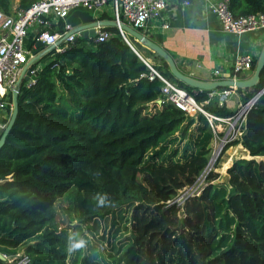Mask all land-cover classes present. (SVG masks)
I'll return each instance as SVG.
<instances>
[{
    "label": "trees",
    "instance_id": "trees-1",
    "mask_svg": "<svg viewBox=\"0 0 264 264\" xmlns=\"http://www.w3.org/2000/svg\"><path fill=\"white\" fill-rule=\"evenodd\" d=\"M38 1L0 0V11L14 15ZM230 10L236 18L264 15V0H230ZM101 19L112 21L111 12ZM107 30L113 34L107 42L83 36L64 52L47 53L32 66L35 84L21 86L19 115L0 151V254L24 252L28 264H68V233L60 230L56 208L68 198L84 225L111 217L116 226L117 212L132 208L129 243L113 264H264V94L247 116L242 140L223 151L241 144L252 158L228 169L227 197L219 202L209 184L180 207L173 202L178 191L193 186L208 166L209 123L166 100L163 83L151 79L144 62L154 57L150 50ZM149 64L208 112L235 115L227 105L205 104L212 92L179 82L164 61ZM262 90L264 69L256 87L237 94L245 104ZM194 126L196 136L171 154L175 135L187 139ZM217 177L210 174L208 182ZM97 192L111 205L97 209ZM223 209L229 217L221 224Z\"/></svg>",
    "mask_w": 264,
    "mask_h": 264
},
{
    "label": "built area",
    "instance_id": "built-area-1",
    "mask_svg": "<svg viewBox=\"0 0 264 264\" xmlns=\"http://www.w3.org/2000/svg\"><path fill=\"white\" fill-rule=\"evenodd\" d=\"M204 2L207 12L217 18L225 33L242 35L246 32H264L263 14L236 18L230 10V0H204ZM183 5L189 7L188 2H184ZM166 8L167 0H40L30 9L19 11L14 16H8L0 11V138L12 114L13 90L17 89L19 81L27 76L28 71L31 72V77L26 82L27 86L31 87L35 84L36 70L30 67L25 72V68L35 57L37 43L41 42L44 50L55 47V50L60 53L83 37L84 31L69 35L73 28L67 24V19L74 11L81 10L92 16L93 22L98 23L93 28L96 32L94 40L97 43H103L113 38V34L107 30V27L99 25L102 21H109L101 19L106 11L111 12L112 21L118 24L117 29L121 36L129 42L128 35L120 27L121 24L128 25L145 35L150 20L161 19ZM169 28L167 24L161 26V29ZM254 61L255 58L251 54L237 55L231 77L227 80L233 82L244 80L246 77L244 75L252 73ZM144 62L152 72L151 79L158 78L163 83L162 94L168 102L190 118L196 119L199 114L204 116L215 134H225L220 145L221 151L225 145L242 140L247 116L256 104L257 96L245 104L240 103V108L233 117L221 118L205 110L203 104H198L193 95L167 80L148 62ZM214 74L216 77L221 76L220 71H215ZM220 80L224 79L219 78L216 81ZM238 90L234 87L214 91L210 93L209 101L205 104L216 101L222 108L238 95ZM192 196L195 195H188L174 203L182 207ZM6 259L10 264H28L30 261L24 252H20L15 258Z\"/></svg>",
    "mask_w": 264,
    "mask_h": 264
},
{
    "label": "crops",
    "instance_id": "crops-1",
    "mask_svg": "<svg viewBox=\"0 0 264 264\" xmlns=\"http://www.w3.org/2000/svg\"><path fill=\"white\" fill-rule=\"evenodd\" d=\"M165 24L170 28L161 29ZM145 35L162 46L183 73L202 81L229 79L237 55L251 54L256 59L264 46V32L225 33L217 18L207 12L204 0H167L161 19L150 20ZM215 71L221 76L216 77ZM244 76L249 78V74ZM238 103L236 95L227 107L235 110Z\"/></svg>",
    "mask_w": 264,
    "mask_h": 264
},
{
    "label": "rangeland",
    "instance_id": "rangeland-1",
    "mask_svg": "<svg viewBox=\"0 0 264 264\" xmlns=\"http://www.w3.org/2000/svg\"><path fill=\"white\" fill-rule=\"evenodd\" d=\"M149 59L150 62L152 61L153 63H156V61L159 63L161 62L155 56L153 58L150 57ZM60 95L61 104H65L67 102L65 94L61 93ZM215 102L216 101H214V103ZM240 105L241 104L238 103L235 106V111L240 108ZM199 116L200 114L195 119L196 121ZM195 128L196 126L191 128L190 132L188 133L187 139H184L182 137L181 132L176 134L175 138H177V142L170 147L169 152L172 154L174 151H176V148H180V151L182 152L183 148L188 144V142L192 138V135L196 136ZM209 128L210 139L206 148L209 150L208 166L209 164L210 166L206 167L202 175L197 179L196 183L193 186H186L182 190H179L173 202H179V200L187 197L188 195L200 196L202 191L209 184H212L215 187V196H217L219 202H221L223 197H227V192L229 190L228 169L232 166L234 161L241 158H250L249 156H245L246 152L241 147V144L235 147H231L225 153H223L225 147L227 146L225 145L220 153V145L224 140L225 134H215L210 125ZM200 149L201 148H195V146L191 147V150H193L194 152H197ZM212 173L216 174V176L218 177L213 182H208V178ZM56 208L57 221L60 226V230H65L67 231V233H69V231L78 230L81 232L82 235L88 234L92 237L91 241L89 242V246L86 250H82L81 252L69 255L68 264H84L85 260H89V264H113L112 256L118 257L119 254L122 252L124 246L129 243L128 240L131 237L132 229L131 207H125L117 212L116 226H113L111 217L103 221H94L93 223L88 225L81 224L77 220L76 213L74 210V204L72 200L68 198L64 201H59L57 203ZM228 217L229 216L227 212L223 209L219 217L220 223L222 224L226 222ZM73 220H76L78 222L74 224ZM232 228L234 227L229 226L226 229L222 227V236L224 234H229Z\"/></svg>",
    "mask_w": 264,
    "mask_h": 264
},
{
    "label": "water",
    "instance_id": "water-1",
    "mask_svg": "<svg viewBox=\"0 0 264 264\" xmlns=\"http://www.w3.org/2000/svg\"><path fill=\"white\" fill-rule=\"evenodd\" d=\"M67 24H69L73 28V30L69 33V35H74L78 32L84 31L83 36L85 39H96V32L93 28L96 27L98 23L93 22V18L88 12H84L81 10L74 11L71 14V16L67 19ZM99 25L107 28H116V29L118 28V24L114 21H102L99 23ZM120 27L128 36L134 38L144 48L150 50L156 58H158L160 61H164L169 66L170 72L175 77L176 80L184 83L188 87H191L195 90L214 92L218 89H226V88H234V87H236L239 90H245V89H252L260 83L261 73L264 69V46L258 58L255 71L251 77L237 82H233L230 80L202 81L183 73L179 69L173 57L162 46L154 42L151 37H147L146 35L134 30L133 28L125 24H121ZM88 29L91 30L88 31ZM36 46H37V50L34 52L35 57L28 63V65L25 68V72L28 70V68L32 67L37 61H39L45 53L55 50V47H51L48 50H44V45L41 42H38ZM57 46H59V44ZM30 77H31V72L28 71L27 76L21 78V80L17 85V89L13 90L12 92V114L7 128L5 129V131L3 132L0 138V151L5 146L7 138L11 133L19 115L18 99L21 91V86L24 82H28ZM263 94H264V90H262L259 94L256 95L257 96V98L255 97L256 100L258 101ZM159 103L162 102L159 101ZM250 159L252 158L250 157L249 160ZM0 259L2 261H7L6 257H4L1 254H0Z\"/></svg>",
    "mask_w": 264,
    "mask_h": 264
},
{
    "label": "clouds",
    "instance_id": "clouds-1",
    "mask_svg": "<svg viewBox=\"0 0 264 264\" xmlns=\"http://www.w3.org/2000/svg\"><path fill=\"white\" fill-rule=\"evenodd\" d=\"M95 207L97 209L104 208L106 206L111 205V201L106 193L97 192L93 197ZM78 221L73 220V223H77ZM92 237L88 234L82 235L80 231H69L67 235V246L65 251L69 255H73L77 252H81L82 250H86L89 246V242Z\"/></svg>",
    "mask_w": 264,
    "mask_h": 264
}]
</instances>
